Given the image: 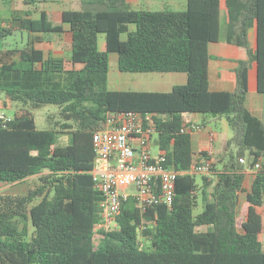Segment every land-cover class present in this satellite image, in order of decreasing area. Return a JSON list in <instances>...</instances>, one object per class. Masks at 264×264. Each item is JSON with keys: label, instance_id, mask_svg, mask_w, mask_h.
Wrapping results in <instances>:
<instances>
[{"label": "trees", "instance_id": "16d2710c", "mask_svg": "<svg viewBox=\"0 0 264 264\" xmlns=\"http://www.w3.org/2000/svg\"><path fill=\"white\" fill-rule=\"evenodd\" d=\"M33 2L37 17L16 20L32 41L17 50V60L3 62V71H35L36 65L63 71V59L35 47L42 34L69 35L71 62L82 67L64 89L4 90L0 108L12 115L0 121V264H264V162L250 174L244 202L246 173L234 162L236 153L248 151L256 160L264 152V122L246 109L253 25L264 94V0H188L184 10L96 0L97 11L27 3ZM17 29L0 26V40ZM111 53L120 72L185 73L187 82L170 91L99 89L93 75L110 70ZM224 72L235 74V89L218 80L212 90ZM45 104L60 106L73 120L37 128L31 108ZM126 111L149 115L163 164L177 170L208 158V152L196 158L185 113L232 116L233 135L209 157L219 181L203 175L202 193L211 200L202 212L195 213L197 174H185L176 180L171 207L159 202L142 212L128 197L114 228L97 216L104 197L90 173L93 133L107 127L110 114ZM64 135L68 143L60 142ZM141 224L148 229L139 230Z\"/></svg>", "mask_w": 264, "mask_h": 264}, {"label": "built area", "instance_id": "2783aa9c", "mask_svg": "<svg viewBox=\"0 0 264 264\" xmlns=\"http://www.w3.org/2000/svg\"><path fill=\"white\" fill-rule=\"evenodd\" d=\"M139 112L126 111L110 114L107 127L93 133L94 165L90 173L94 188L103 194L105 210L104 224L107 228L116 222L122 201L132 197L142 212L152 209L161 202L171 207L176 195V180L179 175L201 174L209 179L215 171L209 159L215 153L208 151V158L193 162L188 170H177L163 164V157H152L150 143L157 133L154 121ZM9 117L0 113V121ZM149 118V119H148ZM201 128V123L186 126L188 132ZM154 159V160H153ZM245 172L251 174L262 167L243 160ZM148 225H139V230Z\"/></svg>", "mask_w": 264, "mask_h": 264}, {"label": "rangeland", "instance_id": "374dc122", "mask_svg": "<svg viewBox=\"0 0 264 264\" xmlns=\"http://www.w3.org/2000/svg\"><path fill=\"white\" fill-rule=\"evenodd\" d=\"M31 2V0H0V24L3 26L9 27L11 23H16L15 18L24 17L25 13L30 14V17L37 16L36 13V2ZM49 6L53 10H60V9H75V10H85V11H97L100 9V6L97 4L96 0H47ZM188 0H131L130 5L133 8L138 9H152V10H161L165 8H172L176 10H184L187 7ZM34 38V37H33ZM30 39L27 32L23 30H16L14 34L8 36L7 38L0 40V100L4 99V92L1 89L4 88H25L27 87V83L24 81L27 77H31L32 74H25L22 72H14V71H7L4 72L1 67L2 61H11V57L19 54L17 50L24 49L29 47ZM42 41L41 43H38ZM71 38L69 35L64 34L63 36H56L53 34H44L35 37L34 44L40 46L44 45L47 48H55L57 45L62 50L57 49L56 53L61 54L63 56L67 55L66 46L70 45ZM103 47V43L101 42ZM252 47V46H251ZM117 54L111 53L110 54V64H113ZM256 66L255 60H253V67ZM94 80L96 87L99 89H117L119 87L123 89H135L136 87L133 85H117L106 82V74L105 73H95ZM223 79L227 83V87L229 90H234L236 87V77L234 73L225 72L222 73ZM45 82V81H44ZM214 85V83H213ZM142 88V87H141ZM146 89V88H145ZM152 89H156L155 87ZM32 113L35 118L36 127L39 129H47L51 128L53 124L61 121L63 116L61 115L60 107L52 104H45L39 107L31 108ZM0 111L6 112L8 115H12L11 111L4 110L0 108ZM231 119L232 116H222L219 121H215L211 123L210 127L216 133H226L227 135H232V126H231ZM151 151L155 157L159 155V144H158V135L154 134L151 139ZM264 156V154H263ZM246 159L248 161L254 160V156L250 154V152H241L234 154V162L237 167L244 168L242 165L241 160ZM261 162L263 163L264 160L262 159ZM238 168V169H239ZM222 171V168H218ZM239 169V170H240ZM218 170L215 171L214 176L210 179L217 183L219 181V173ZM243 171V170H241ZM244 172V171H243ZM248 174V173H247ZM196 195L198 196V205L195 209V213H200L204 210L206 203L211 200L210 196H204L202 193L203 189V175L197 174L196 175ZM245 189L249 188V179L245 180ZM244 197V195H243ZM105 210V204L103 202L98 203L97 206V216L102 218ZM101 220V219H100ZM116 226L115 223L109 226V228H114ZM147 243H149V238L146 237ZM102 241L100 237L96 238V243L99 244Z\"/></svg>", "mask_w": 264, "mask_h": 264}, {"label": "crops", "instance_id": "0c3cea01", "mask_svg": "<svg viewBox=\"0 0 264 264\" xmlns=\"http://www.w3.org/2000/svg\"><path fill=\"white\" fill-rule=\"evenodd\" d=\"M27 13H25L24 17H18V18H15V20L25 18L27 16L30 17V14H27ZM223 24H224V30H225V21ZM14 25L16 28H18L17 30H19V27L17 26L18 21H16ZM0 26L2 25L0 24ZM25 32L33 36L32 33L28 31H25ZM41 42L42 41L38 43H41ZM101 42L103 43V47L101 43H100V46L101 48L104 49L103 38L101 39ZM57 45H55L56 46L55 48L62 50L60 48L61 46L58 47ZM249 45L252 51L253 59L251 63L249 64V91H248V96L246 100V109L250 115L264 122V94H261L258 92V82H257V61H256L257 29L255 25L251 26L249 29ZM35 47L44 50L47 54L50 53L51 56L54 58L63 59L66 62L65 69L59 72H55V71L44 72L41 70L39 65H36L35 71H23V70H16V69L7 70V71H14L17 73L22 72L25 74H32V75L31 77H27L26 80L24 79V81L27 83L26 85L27 87L25 88H4L3 87L1 91L4 92V94H5V91H4L5 89H40V88L64 89L72 83V81L74 80L76 76L77 71L81 69L82 67L81 64H73L71 62V43L70 45L66 46V50H67L66 56H63L60 53L57 54L56 53L57 49H54V47L49 49L45 47L44 45L38 46L36 44H35ZM11 58H12L11 61L17 60L19 58V54L15 55L14 57L12 56ZM253 60H255L256 62L255 67H253ZM3 62H5L6 64L10 63L7 61H2L1 67L3 65ZM7 71H4V72H7ZM105 74L107 75L105 78L106 82L117 84V85H121V84L122 85H133L136 88L135 89L130 88L129 90H136V91H170L174 85L184 84L187 82V75L185 73H175V72L124 73V72H120L118 68V55L116 56L113 64H110V70L106 72ZM218 80H224L222 77V74L218 77L216 81H213L210 84V88L212 90L216 89ZM154 87L156 89H152ZM226 87H227V83H226ZM117 90H128V89H123L119 87L117 88ZM5 97H6V94L4 96V99ZM4 99H1V100H4ZM60 111H61V115L63 116V118L61 121H58L57 123H55V125H59L63 122L73 120L72 117H69L68 115L64 114V112H62L61 107H60ZM0 113H5L7 117H10V115H8L6 112L0 111ZM221 118L222 116H214L212 114H200V113H185L183 115L185 125L187 126L193 123H201V128L199 130L190 132L192 134V146L196 154V158L199 159V157L201 156V154H203V152H208L210 148L212 147H214L215 152H218L221 148V140L228 139L233 135V129H232V135L230 136L222 132L216 133L215 131L211 129L210 127L211 123L215 121H219ZM69 141H70V135H64L60 138V142L62 143H68ZM151 142H150V150H151ZM263 154L264 152H262L261 157H259L256 160H252V161L242 159L241 163L242 165H244V168H241V169L239 167L238 168L245 172L246 166L243 163V160H246L247 162H249V164L254 165L256 162H261L262 159L264 160ZM151 155L152 157L155 158V156L152 154V151H151ZM245 173H246V179L247 178L249 179V188L246 190L245 189L246 186H244L245 190L240 196L241 202L245 201L247 193L250 191L251 177L249 173L248 174L247 172Z\"/></svg>", "mask_w": 264, "mask_h": 264}, {"label": "water", "instance_id": "95a60500", "mask_svg": "<svg viewBox=\"0 0 264 264\" xmlns=\"http://www.w3.org/2000/svg\"><path fill=\"white\" fill-rule=\"evenodd\" d=\"M1 124V123H0Z\"/></svg>", "mask_w": 264, "mask_h": 264}]
</instances>
